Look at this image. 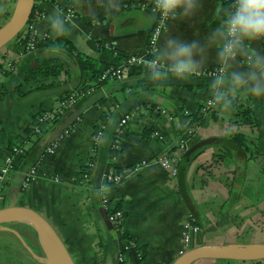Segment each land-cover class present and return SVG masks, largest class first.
<instances>
[{"label":"crops","instance_id":"0c3cea01","mask_svg":"<svg viewBox=\"0 0 264 264\" xmlns=\"http://www.w3.org/2000/svg\"><path fill=\"white\" fill-rule=\"evenodd\" d=\"M22 1L0 0V28ZM151 2L35 1L27 27L0 49V167L8 147L23 142L24 131L33 126V115L56 108L81 81L78 68L69 63L67 71L57 79L24 82L43 54L25 51L23 34L30 31L38 39H58L49 32L47 18L54 9L70 5L74 27L65 38L77 52L97 62V70L101 64L120 68L124 62L110 55L112 49L129 57L146 58L154 23L146 22L145 15L150 12L140 4ZM228 5L229 1L202 0L201 8L190 20L169 21L167 35L188 40L203 38L219 24L217 13L221 7ZM80 36L85 37L83 44L77 40ZM164 38L162 34L159 43ZM91 40L110 48L93 49ZM253 47L264 48L261 43ZM215 68V53L210 52L204 72ZM209 79L153 82L145 72L135 70L97 88L59 122L43 126L47 130L43 145L57 142L58 147L53 154L41 158L36 179L27 189L23 188L24 176L33 163L15 160L17 169L4 187V208H26L39 214L57 233L74 264H119L120 252L127 264H173L181 256L182 226L189 216L199 230L192 236L190 250L203 246H263L264 98L237 101L249 107L255 121L253 127L237 126L231 113L221 116L212 110L203 112ZM18 84H22L19 90ZM57 84V88L51 87ZM126 117L127 124L120 128ZM102 118L105 140L98 144L93 171L85 179L78 173L90 164L94 154L92 134ZM236 133L248 139L246 153L226 146ZM211 138L223 142L200 150L179 177L172 178L160 165L152 163L116 188H104V175L110 168L127 169L141 161L155 162L164 157L175 161L183 150ZM116 141L120 154L108 167L110 149ZM38 159L36 156L34 161ZM104 198L112 206L119 205L123 212L121 228L116 229L109 221V213L101 204ZM0 264H57V256L30 225L12 222L0 226ZM192 264L264 261L200 260Z\"/></svg>","mask_w":264,"mask_h":264},{"label":"clouds","instance_id":"9594fccd","mask_svg":"<svg viewBox=\"0 0 264 264\" xmlns=\"http://www.w3.org/2000/svg\"><path fill=\"white\" fill-rule=\"evenodd\" d=\"M202 0H152L147 23L159 22L165 38L144 61L145 73L153 82L186 81L205 74L209 53H215L216 71L209 74L206 106L221 116L229 115L241 98H264V0H229L228 7L218 11L220 18L203 38L188 40L180 35H167L168 21L193 18ZM49 32L55 38L70 35L74 27L71 16L57 8L47 18ZM83 44L85 37L77 38ZM47 55L67 58L59 44L45 49ZM242 58V59H241ZM103 144L104 133L94 137Z\"/></svg>","mask_w":264,"mask_h":264},{"label":"trees","instance_id":"16d2710c","mask_svg":"<svg viewBox=\"0 0 264 264\" xmlns=\"http://www.w3.org/2000/svg\"><path fill=\"white\" fill-rule=\"evenodd\" d=\"M34 8H35V6H34ZM69 8H71L70 5L68 7H66L64 9V11L66 12V10ZM33 12H34V9H33ZM33 12H32V15H33ZM120 12H122V10H120ZM31 18H32V16H31ZM30 21H31V19H30ZM84 22L87 25L90 24L89 20L84 19ZM53 43L59 44V46L64 49V51L66 53V57H67L66 59L61 58V57H57V56H53V55H47L45 53V49L48 48ZM21 44L23 45L25 51H27L28 50L27 48L30 44V38H25L24 40L21 41ZM89 45L93 49L95 48L98 50H104V48L106 47L105 43H102V42H99L96 40H91L89 42ZM34 47H35V49L33 52L36 51V52H38V54L40 53V54H43L44 56L40 55V57L36 61L35 68L31 69L27 72V75H26L24 82H31L32 81V82L39 83V81L42 79H57L64 72L67 71V67H68L69 63H73L76 66V68H78V70L80 72V76H81V81H80V84L78 85V87L74 91L68 92L65 96H63L61 98V99L69 100L73 97L72 99L74 100V103L72 105L64 108L60 114H57L55 116V120L50 121L48 123H45V125L56 124L57 122H59L61 120V118L63 117V115L66 114L67 111H69L71 108L75 107L80 101L89 97L92 93L95 92V90L97 88L101 87L102 85L107 84L108 82H113V81L119 80V79H114L112 81L102 80V76L107 70H110V69L114 70L116 68L113 66L107 65V64H101L102 65L101 68L99 70H97V62H95L93 59L85 57V56L81 55L79 52H77V50L75 49L72 42L65 37H61V38H58L56 40H50L49 38L36 39L34 41ZM110 55L115 56L119 61H123V62H125L129 59V56H127V55H125L122 52H119L117 50H113V49L110 51ZM136 70L145 72V68H142V67H138ZM5 74H7V73L5 72ZM58 85L59 84H57L55 86H51V87L57 88ZM21 86H22V84H18L17 89L19 90ZM19 93L22 94L21 92H19ZM59 105H60V101H59V104L56 108L34 114L33 115V120H34L33 126L31 128H27L24 131L23 142L12 143L8 147L7 152L10 151L13 146L17 147V148H22V147L26 146L27 151H26L25 155L22 158L17 159V160H20V161H24L26 159L29 161L31 160L33 164L30 167V169L32 167L37 166L40 163L41 158L46 154L47 149L51 148L54 144L57 143L56 142V143H51V145H43L44 144V136L47 133V130H45V128L43 127L45 125L39 126L37 122H38V119L43 117L46 113H52L53 111L58 110ZM209 111L210 110H208L206 112H209ZM231 115L233 116L234 123L237 126H250V127L255 126V121H253V119H252L251 111L246 104H237L236 103L234 110L231 112ZM104 122L105 121L102 118V120H101V126L102 127H104V125H105ZM99 126L95 127L93 134H92V137H94V135H96L100 131ZM36 129H37V131H36ZM102 133H103V131H102ZM228 142L229 143H227L226 146L229 145V147L239 149L243 153L244 152L246 153V149H248V147H249L248 139L244 135L237 134V133ZM113 145H114V143H113ZM97 146H98L97 144L93 143L94 154L91 157L90 164L88 166L82 167L80 169V171L78 173V175L80 177L91 175V173L93 171L95 152L97 150ZM186 150L187 149L182 151V154L177 159V162L175 164V168L177 170V177H179L185 173V170H187L189 163L192 161L193 158H195L200 153V151H198V152L194 153L189 159H185L184 157H185ZM119 154H120L119 150L114 149L113 147L110 149V153H109V157H108V161H109L108 167L113 166L112 161ZM36 156H39V159L34 161ZM16 169H17V167H16V162H15L14 168H13L11 173H13ZM115 171H120V170L115 169ZM120 184L121 183H119V184L104 183V188L113 189V188H116ZM110 204L112 205L111 201H110ZM3 205H4V202H2V204L0 205V209L4 208ZM112 208H113V210H112L113 212L121 211L119 208V205H117V204L115 206L113 205ZM106 211L108 213H110V210H106ZM122 214H123V212H122ZM123 220H124V214H123ZM194 224L197 226L196 222Z\"/></svg>","mask_w":264,"mask_h":264},{"label":"built area","instance_id":"2783aa9c","mask_svg":"<svg viewBox=\"0 0 264 264\" xmlns=\"http://www.w3.org/2000/svg\"><path fill=\"white\" fill-rule=\"evenodd\" d=\"M219 1L225 2V1H229V0H219ZM140 8L146 9L151 13L152 2L148 5L147 4H141ZM65 13H67L71 16V20L75 17L74 11L72 8L67 9ZM168 23H169V21H168ZM159 28H160L159 22L158 21L154 22L152 29L150 31V35H149L148 47H147L146 55H145L146 58H142L140 56H131V57H129V59L127 61L124 62V65L122 67L116 68L114 70L113 69L107 70L103 74L102 80L112 81L114 79H121V78H124L125 76H128L129 73H131L132 71H135L138 67L145 68L144 61L151 58L153 49L157 46V44H159V41H160L161 36L163 34L160 32ZM25 38H30V44L27 48L28 49L27 52H33L35 49L34 41L38 38L36 37L34 32H30V31H27L23 34L22 40H24ZM44 38H49V37H44ZM262 45L264 47V44H262ZM106 47L110 48L109 45H106ZM215 71H216V68L210 69V70L206 71L205 74L200 76V77L210 78L209 74H211ZM72 98L69 100L61 99L59 109L56 111H53L52 113H46L43 117L38 119V122H37L38 125L42 126V125H45V123H48L50 121L55 120V116L57 114H60L64 108H66V107H68L74 103V100ZM208 110H210V109L207 108L206 103H205L204 108H203V112H206ZM128 120H129L128 117L124 118L119 124L120 128H123L127 124ZM99 128H100V131L97 134L102 133V131L104 130V127H102L101 125L99 126ZM36 131H37V129H36ZM67 133L68 132H65V134H67ZM96 135H94V137ZM94 137H92V143L97 144ZM57 147H58V143L54 144L51 148L47 149L46 154H49V155L53 154ZM113 148L118 149V141H116V143L113 145ZM181 150H182V148H181ZM26 151H27L26 146L22 147V148H17V147L13 146L11 148V150L7 152V154L4 158L3 164L0 167V205L2 204V202L4 200V187H5L7 180H9V178L12 175L11 172L14 168L15 160L22 158L25 155ZM173 160H175V161H172V160L164 157V158H161L155 162L141 161V162L135 164L131 168L122 169L120 171H115V170L110 168L106 172V174L104 175V182L105 183H115V184L122 183V182L130 179L131 177L139 174L142 171V169L148 167L152 163H156V164L160 165L165 171H167L169 173V175L172 178H176L177 177V170L175 168V164L177 162V159H173ZM36 174H37L36 166L32 167L25 174L24 183H23L24 189H27L28 187H30V185L35 181ZM87 177L88 176H84L85 179H87ZM101 204H102L103 208L105 209V211L110 210L109 221L114 225V227L116 229L121 228V226L123 224L122 212L121 211L113 212L112 211L113 210L112 205L110 204V201L107 198H104L102 200ZM194 223H195V220L191 216H189L187 221L182 226L183 234H182V252H181V255L190 251L192 236L199 232L198 227ZM117 260H118L119 264H127L123 252H120L118 254Z\"/></svg>","mask_w":264,"mask_h":264},{"label":"water","instance_id":"95a60500","mask_svg":"<svg viewBox=\"0 0 264 264\" xmlns=\"http://www.w3.org/2000/svg\"><path fill=\"white\" fill-rule=\"evenodd\" d=\"M35 6V0H23L8 22L0 28V49L12 39L20 35L27 27ZM222 139H206L192 145L186 150L185 159H189L194 153L211 146L222 144ZM12 222H21L30 225L56 253L57 264H74L65 245L50 226L36 212L26 208H2L0 209V226ZM200 260L235 261L242 263H256L264 261V245L255 249L218 248L211 246L198 247L181 255L173 264H192Z\"/></svg>","mask_w":264,"mask_h":264}]
</instances>
